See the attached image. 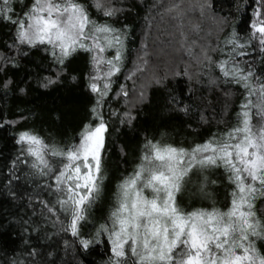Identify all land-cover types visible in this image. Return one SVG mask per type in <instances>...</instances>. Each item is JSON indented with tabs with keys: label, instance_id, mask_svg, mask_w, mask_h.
<instances>
[{
	"label": "snow or ice",
	"instance_id": "6c2138e0",
	"mask_svg": "<svg viewBox=\"0 0 264 264\" xmlns=\"http://www.w3.org/2000/svg\"><path fill=\"white\" fill-rule=\"evenodd\" d=\"M126 4L0 0V23L12 26V42L0 50V90L27 96L32 80L47 90L62 83L73 60L84 54L89 71L82 79L93 98L89 116L70 142L46 139L34 128L15 133L18 151L5 187L12 200L25 201L27 219L16 222L29 239L23 241L28 247L0 264H42L39 247L29 244L32 232L62 242L65 253L71 249L75 255L103 246L100 264H264V0H152L138 49L130 47L134 29L121 21L131 11ZM249 8V31L241 35L236 25ZM192 12L211 21L212 29L205 32L194 23ZM153 13L169 18L171 55L180 59L163 73L150 70L147 38ZM33 50L42 51L49 63L39 66L36 76L29 73L20 86L8 71L18 69ZM182 76L189 81V100L196 87L218 93L220 112L206 98L187 103L183 91L169 87L170 78ZM78 79L71 75L73 82ZM152 87L167 92L166 112L194 114L199 127L215 123L216 131L185 142L145 134L132 171L115 185L110 210L95 220L92 209L103 199L109 179L105 153L110 124L133 127L138 106ZM237 94L235 123L227 125L229 102ZM113 100L122 101V108H113ZM24 112L19 109V118L11 120L0 114V128L31 119ZM216 169L223 170L231 188L228 204L186 209L180 194L198 177L199 191L207 195V173Z\"/></svg>",
	"mask_w": 264,
	"mask_h": 264
},
{
	"label": "trees",
	"instance_id": "16d2710c",
	"mask_svg": "<svg viewBox=\"0 0 264 264\" xmlns=\"http://www.w3.org/2000/svg\"><path fill=\"white\" fill-rule=\"evenodd\" d=\"M27 2V0H26ZM167 3V0H162ZM152 0H127L126 6L131 9L121 17L123 23L129 24L133 29L135 42L130 45L133 49L140 46L141 37L145 31L146 8ZM19 12V8H17ZM251 9L245 13L237 22V30L244 35L249 31L248 22ZM155 19L152 21L151 33L147 38L149 45V62L151 68H157L161 73L165 70H171L177 63H180L179 56L171 55L172 49L169 35L173 30L168 17L163 19L153 13ZM190 18L194 23H200L205 32L212 29L211 21L199 17L198 12H192ZM11 25L0 23V50L6 43L12 42ZM204 33L202 32L201 35ZM179 38L178 36L176 37ZM130 58L127 68H131ZM187 61V57H184ZM49 61L45 58L42 51L33 50V52L20 62L18 69H11L8 75L17 82L24 81L31 73L36 76L41 72L39 66H47ZM182 66V65H181ZM127 68L125 71H127ZM89 71L86 56L81 54L80 57L73 60L69 67V75L63 78L62 83L44 90L36 86L34 80L31 82L27 96H19L15 91L5 95L0 90V114H6L8 119H18L19 109H25L24 115H30L31 119L16 125L15 128L5 126L0 128V261L19 253L22 249L28 247L23 241L29 239L26 236L17 220L20 217L27 219L28 213L25 209V201H14L7 194L5 187L8 168L12 159L15 158L18 146L15 144V133L23 128H34L46 139H55L58 142H70L76 136L79 126L85 118L89 116V108L92 105V95L88 92L82 79V74ZM195 71V68L192 69ZM47 74V73H43ZM71 75L81 77L77 81L71 80ZM120 82H124L123 76ZM129 88L132 87L128 82ZM189 81L186 77L170 78L169 87H175L177 93L183 91L185 102L192 103L196 101L200 104L203 98L211 102L213 108L219 113L223 100L218 93L210 94L201 87L195 88V95L191 100L187 98L185 91L188 88ZM20 86H24L20 83ZM167 92L164 89L152 87L147 92V100L138 106L137 120L134 126L129 128L126 125L121 126L118 122L113 121L110 124V134L107 139V151L105 153V168L109 179L106 181V191L104 197L92 209V218L100 220L105 217L112 204V193L115 191V185L121 176L129 174L139 155L140 145L143 142L145 134L159 138L161 134H166L170 142L200 141L206 138L210 132L216 131V124L199 127L196 123V117H185L183 114L175 112H166ZM240 96L237 94L229 102V111L224 118L227 125L235 123V113L238 110ZM113 108H122V101H111ZM30 110V111H29ZM108 109H105L107 114ZM211 112V109H209ZM59 115V119L56 117ZM220 116L217 115V120ZM191 124V128H189ZM193 129L198 131L193 132ZM123 150V151H122ZM216 184L213 186V200L215 206L224 208L228 204V193L231 188L226 180L222 169H216L212 173ZM210 202L202 204L204 208L212 205ZM185 207V205H183ZM264 207V206H262ZM188 209L187 207H185ZM189 210V209H188ZM71 239L70 236L66 237ZM59 239V238H57ZM30 245H37L41 251L39 259L42 264H74V261H83V264H100L104 258L106 249L103 246L98 247L95 251L84 255H75L71 249L65 253L62 242L54 243L45 240L43 234L31 233L29 240ZM52 255L49 256L48 253Z\"/></svg>",
	"mask_w": 264,
	"mask_h": 264
},
{
	"label": "rangeland",
	"instance_id": "374dc122",
	"mask_svg": "<svg viewBox=\"0 0 264 264\" xmlns=\"http://www.w3.org/2000/svg\"><path fill=\"white\" fill-rule=\"evenodd\" d=\"M215 170L210 171L207 173L209 176V185L206 189L207 195L204 193H201L199 191V183L200 180L198 177H193L192 181L186 186L184 191L180 194L178 199L182 203V205H185L189 210L193 208H200L203 207L202 204L205 202H210L212 205L213 200V184L210 183V181L215 180L212 176V173H214Z\"/></svg>",
	"mask_w": 264,
	"mask_h": 264
}]
</instances>
